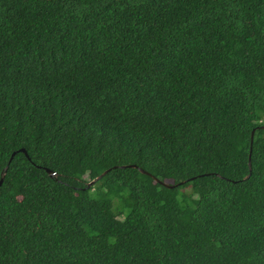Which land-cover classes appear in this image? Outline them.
I'll list each match as a JSON object with an SVG mask.
<instances>
[{"label": "trees", "instance_id": "16d2710c", "mask_svg": "<svg viewBox=\"0 0 264 264\" xmlns=\"http://www.w3.org/2000/svg\"><path fill=\"white\" fill-rule=\"evenodd\" d=\"M14 152L0 264H264V0H0Z\"/></svg>", "mask_w": 264, "mask_h": 264}, {"label": "water", "instance_id": "95a60500", "mask_svg": "<svg viewBox=\"0 0 264 264\" xmlns=\"http://www.w3.org/2000/svg\"><path fill=\"white\" fill-rule=\"evenodd\" d=\"M254 134H255V130L252 132V140H251V143L253 144V142H254ZM22 152H25L26 153V155L29 157V154L27 153V151H26V149L25 148H21L20 149ZM251 151H252V148H251ZM15 154H16V152H14L13 154H12V156H11V158H10V161H9V164L5 167V170L3 171V174H2V177H1V179H0V185H2L3 184V182H4V179H5V175H6V173H7V171H8V169H9V166H10V163H11V161H12V159L14 158V156H15ZM30 158V157H29ZM121 168H127V167H130V168H139L140 169V171H142L143 173H149V172H147L146 170H144V169H142V168H140V167H138L136 164H131V165H122V166H120ZM249 167H250V170L252 169V159H251V154H250V157H249ZM111 169H107L106 171H104L101 175H99L96 179H94V180H92V181H90L89 183H88V187H91V186H93L98 180H100V179H102L105 175H107V173L110 171ZM47 171L51 174V175H56V173L54 172V171H52L51 169H49V168H47ZM248 177H250V174L248 175ZM158 181H160V180H158ZM166 187H169V188H174L175 186H177V185H180V184H184V183H186V181H183V182H180L179 184H168V183H166V182H162Z\"/></svg>", "mask_w": 264, "mask_h": 264}]
</instances>
